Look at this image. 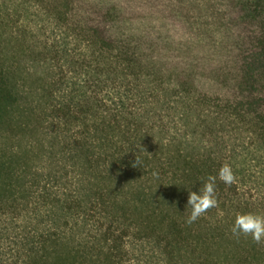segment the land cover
<instances>
[{
    "label": "trees",
    "instance_id": "1",
    "mask_svg": "<svg viewBox=\"0 0 264 264\" xmlns=\"http://www.w3.org/2000/svg\"><path fill=\"white\" fill-rule=\"evenodd\" d=\"M249 212L264 0H0V264H264Z\"/></svg>",
    "mask_w": 264,
    "mask_h": 264
},
{
    "label": "clouds",
    "instance_id": "2",
    "mask_svg": "<svg viewBox=\"0 0 264 264\" xmlns=\"http://www.w3.org/2000/svg\"><path fill=\"white\" fill-rule=\"evenodd\" d=\"M219 179L225 184L233 183L235 177L230 166L224 165L218 171ZM216 177L209 176L203 188L193 191L188 189L186 206L189 209L188 223L196 221L209 208L216 207L215 198ZM233 235L251 236V238L260 242L264 239V215L256 213H242L235 216L231 229Z\"/></svg>",
    "mask_w": 264,
    "mask_h": 264
}]
</instances>
